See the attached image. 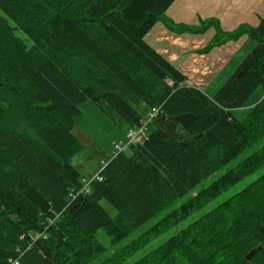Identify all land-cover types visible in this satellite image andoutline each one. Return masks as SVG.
Masks as SVG:
<instances>
[{
    "label": "trees",
    "instance_id": "16d2710c",
    "mask_svg": "<svg viewBox=\"0 0 264 264\" xmlns=\"http://www.w3.org/2000/svg\"><path fill=\"white\" fill-rule=\"evenodd\" d=\"M173 1L0 0V264H121L171 230L130 264H264V171L187 221L264 166V143L242 156L264 138V97L236 116L264 92V17L218 32V43L243 33L255 43L209 96L144 38ZM86 101L124 132L140 123L138 105L160 111L143 143L71 198L86 177L70 162ZM140 228L102 257L98 230L115 245Z\"/></svg>",
    "mask_w": 264,
    "mask_h": 264
},
{
    "label": "crops",
    "instance_id": "0c3cea01",
    "mask_svg": "<svg viewBox=\"0 0 264 264\" xmlns=\"http://www.w3.org/2000/svg\"><path fill=\"white\" fill-rule=\"evenodd\" d=\"M263 17L264 0H174L144 38L186 76L189 85L212 96L254 46L246 33L218 43V32L256 26ZM207 20L217 25L205 24ZM182 27L195 31L181 30ZM211 44L214 45L208 48ZM214 83L213 94H209ZM258 90L238 110L246 112L258 102L264 95Z\"/></svg>",
    "mask_w": 264,
    "mask_h": 264
},
{
    "label": "rangeland",
    "instance_id": "374dc122",
    "mask_svg": "<svg viewBox=\"0 0 264 264\" xmlns=\"http://www.w3.org/2000/svg\"><path fill=\"white\" fill-rule=\"evenodd\" d=\"M16 33L22 39L26 40L27 43H30V41L26 39L22 31L16 30ZM215 86H216V83H214L213 86L209 89L208 91L209 94H213L212 90H214ZM258 89L259 90L257 91V93L263 91V87H259ZM263 97L264 95L262 96V98ZM137 107H138V110L142 113V115H144V113L146 112L145 106L140 104ZM79 108H80L81 113L75 117V126L73 128V133L80 140L82 146L78 150V152H76L74 156H72V158L70 159V162L73 166H75L82 173V175L89 177L90 175H93L98 171L99 159L109 157L113 143L116 140L118 141L123 138L125 125H123L121 128L115 127L113 123H111V121H109L107 117L103 113H101L99 109L90 101H86L80 104ZM244 115H245L244 110H238L236 112V116L239 119H242ZM263 143H264V138L261 139L258 143H256L251 149L245 151L242 154V156H246L250 154L254 149L260 147ZM228 166L229 165L218 169L211 177L205 180L201 184V186L206 187L207 185H209L216 178L222 175ZM263 171H264V166L256 170L254 173L244 177L242 180L235 183L230 188H228L226 191H224L220 196L210 201L209 204L203 206V208H201L197 214L189 218L187 221H191L195 219L199 214L213 208L215 205H217L219 202H221L225 198L241 190L248 183H250L252 180L257 178ZM102 204L111 213L114 212L113 209L107 203L103 201ZM162 214L163 213H161L159 216H161ZM150 223L151 222H148L142 228L146 227ZM142 228L134 231L133 233H131L130 235H128L122 241H120L119 243L115 245H111L110 238L104 233L103 230L101 229L98 230L97 239L101 243H103L107 248V252L102 257L108 254V252L111 253L117 247L130 242L133 238L137 236V234H139ZM172 232L173 231L171 230L170 232L159 237L158 239H155L154 241L150 242L146 247H144L143 249L135 253L129 260L121 264H130L134 260L138 259L144 253L148 252L149 250L153 249L158 244H160ZM96 263L97 262L94 261L91 264H96Z\"/></svg>",
    "mask_w": 264,
    "mask_h": 264
},
{
    "label": "built area",
    "instance_id": "2783aa9c",
    "mask_svg": "<svg viewBox=\"0 0 264 264\" xmlns=\"http://www.w3.org/2000/svg\"><path fill=\"white\" fill-rule=\"evenodd\" d=\"M186 83L189 84L188 82ZM159 111L160 108L158 106H154L148 109L147 112L141 118L140 123L138 125H135L127 129L123 134V138L113 143L110 156L108 158H101L99 160L98 171L89 177H83L81 179L82 185L79 188V190L76 192H71L69 196L71 198H74L76 197V195L80 193H88L90 189V183L92 180H98V181L102 180L103 177L101 175V171H103L109 160L114 158L117 154L126 151L129 146L143 143L148 137L149 125L153 121L155 116L159 113ZM40 236H43V234L38 233L34 236V238L37 239ZM9 262H10L9 264H19L18 259L15 260L10 259Z\"/></svg>",
    "mask_w": 264,
    "mask_h": 264
},
{
    "label": "water",
    "instance_id": "95a60500",
    "mask_svg": "<svg viewBox=\"0 0 264 264\" xmlns=\"http://www.w3.org/2000/svg\"><path fill=\"white\" fill-rule=\"evenodd\" d=\"M255 250H256V249H254L253 251L249 252V253L246 255V259H247V260H250V259H251L252 255L255 253Z\"/></svg>",
    "mask_w": 264,
    "mask_h": 264
}]
</instances>
